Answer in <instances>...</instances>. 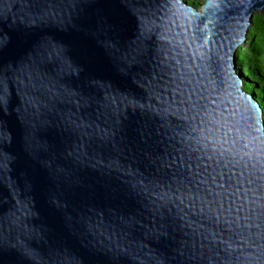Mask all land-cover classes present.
<instances>
[{"label": "water", "instance_id": "1", "mask_svg": "<svg viewBox=\"0 0 264 264\" xmlns=\"http://www.w3.org/2000/svg\"><path fill=\"white\" fill-rule=\"evenodd\" d=\"M263 10L0 0V264H264Z\"/></svg>", "mask_w": 264, "mask_h": 264}, {"label": "trees", "instance_id": "2", "mask_svg": "<svg viewBox=\"0 0 264 264\" xmlns=\"http://www.w3.org/2000/svg\"><path fill=\"white\" fill-rule=\"evenodd\" d=\"M195 8V0H185ZM236 67L243 89L260 104L264 119V12H255L247 40L237 52Z\"/></svg>", "mask_w": 264, "mask_h": 264}, {"label": "rangeland", "instance_id": "3", "mask_svg": "<svg viewBox=\"0 0 264 264\" xmlns=\"http://www.w3.org/2000/svg\"><path fill=\"white\" fill-rule=\"evenodd\" d=\"M203 2H204V0H195L194 1V3L197 5V8H200L201 5L203 4ZM256 12H258V11H256ZM262 12H264V10ZM236 57H237V55H236Z\"/></svg>", "mask_w": 264, "mask_h": 264}]
</instances>
